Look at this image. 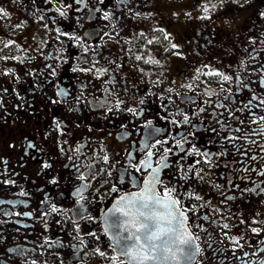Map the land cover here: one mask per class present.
Wrapping results in <instances>:
<instances>
[{
  "label": "flooded vegetation",
  "instance_id": "af4514ba",
  "mask_svg": "<svg viewBox=\"0 0 264 264\" xmlns=\"http://www.w3.org/2000/svg\"><path fill=\"white\" fill-rule=\"evenodd\" d=\"M0 9V264H129L104 218L146 185L193 264H264V0Z\"/></svg>",
  "mask_w": 264,
  "mask_h": 264
},
{
  "label": "snow or ice",
  "instance_id": "6c2138e0",
  "mask_svg": "<svg viewBox=\"0 0 264 264\" xmlns=\"http://www.w3.org/2000/svg\"><path fill=\"white\" fill-rule=\"evenodd\" d=\"M4 10L0 9V13ZM99 11V9H97ZM207 11V7L205 8ZM105 19H108L109 16L107 13L104 15ZM151 42V41H150ZM176 47V45H173ZM139 59V57H137ZM76 70V69H74ZM209 74H217L219 73H209ZM223 79L228 80V76H224ZM191 87V85H188ZM143 103V101H141ZM131 111V109H129ZM260 120H264V117H260ZM149 156L152 155L151 152L148 153ZM105 161H107V156L104 157ZM43 167H49V165L44 164ZM94 174V173H93ZM80 179H84V176H80ZM56 183L55 180L52 181ZM151 184V182H149ZM151 191V188L146 185L145 191L139 193L136 196L131 198L129 197H121L119 201H117L116 206L113 209L112 215L119 213L121 216L126 219L110 225V227L121 228L125 232L132 230L131 237H117V243H120L122 239L133 240V243H125L122 248V254L130 257L132 260L143 261H157L161 259L159 253H164L162 259L167 261L170 258L176 259V252L172 250L168 246V241L165 240V237L175 236L177 228L175 226H183L184 220L187 217L184 215V210L181 209V202L179 199H173L171 192H164V198L161 200L159 197H154L149 195L148 193ZM23 195V193H21ZM196 199H200L199 196ZM232 199V197H229ZM150 204L157 205L162 207L164 212H145L143 209H148ZM58 209L55 206L51 207V212H57ZM44 215H49L46 211ZM175 225V226H174ZM224 228H228L227 224L223 225ZM186 229L181 232L180 236H176L173 243H178L180 245H188L187 249L180 248L179 252L185 255L187 259H191L193 254V250L191 247V238L184 239L183 235L186 233ZM137 233H141V235H137ZM143 240V243L138 244L137 242ZM171 254L169 256L168 254Z\"/></svg>",
  "mask_w": 264,
  "mask_h": 264
},
{
  "label": "water",
  "instance_id": "95a60500",
  "mask_svg": "<svg viewBox=\"0 0 264 264\" xmlns=\"http://www.w3.org/2000/svg\"><path fill=\"white\" fill-rule=\"evenodd\" d=\"M148 187H150V186H148ZM144 191H142V192H144ZM148 194L151 195V196H154V197H158L154 192H149ZM131 197H133V196H129V198H131ZM160 199L163 200V198H160ZM116 204L114 205V207L116 206ZM114 207L112 208V210H109V212L105 215L104 224H105V226H106V228L108 230L110 229L111 232H113V236H112L113 243L119 249V252L122 254L121 248H122L124 240L123 239L120 240V243L118 244L117 243V237H122V230L123 229L116 228V227H110V225H113L115 223H119V222L123 221L124 219L121 218V215L119 213H116L115 215H112ZM151 211L161 212L162 213L165 210L162 207H156L155 209H153ZM175 227L177 228L175 236L171 237V239L169 237H165L164 239L168 241V246L170 248H172V250L174 252H176V257H177L176 259H171L170 258L169 260L165 261V260L162 259L164 253H159V255L161 256V259L157 260V261H143V262H141L139 260H135L134 261L130 257L126 256L127 261H128L127 263H129V264H192L194 262L196 256H197V248H196L195 241H194V239L192 237L189 236V234L187 232L183 235L184 239L191 238V241H192L191 247H192V250H193V254L191 256V259H187L184 254H182L181 252L178 251V249H180V248L187 249L189 246L188 245H180L178 243H173L172 242L173 240H175L176 236H180L181 232H183V230L186 229L185 228V220H184V223H183L182 227L181 226H175ZM168 255L171 256L170 253Z\"/></svg>",
  "mask_w": 264,
  "mask_h": 264
}]
</instances>
